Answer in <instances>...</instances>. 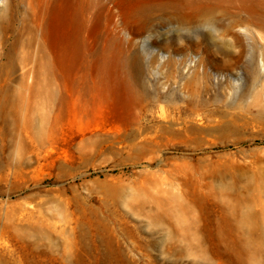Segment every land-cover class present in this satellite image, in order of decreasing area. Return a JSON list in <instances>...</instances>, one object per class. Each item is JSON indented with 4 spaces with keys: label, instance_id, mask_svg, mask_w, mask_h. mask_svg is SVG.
Masks as SVG:
<instances>
[{
    "label": "rangeland",
    "instance_id": "obj_1",
    "mask_svg": "<svg viewBox=\"0 0 264 264\" xmlns=\"http://www.w3.org/2000/svg\"><path fill=\"white\" fill-rule=\"evenodd\" d=\"M43 2L0 0V264H264V0H58L46 47Z\"/></svg>",
    "mask_w": 264,
    "mask_h": 264
},
{
    "label": "bare ground",
    "instance_id": "obj_2",
    "mask_svg": "<svg viewBox=\"0 0 264 264\" xmlns=\"http://www.w3.org/2000/svg\"><path fill=\"white\" fill-rule=\"evenodd\" d=\"M58 0H44L43 5H41V8L39 10V26L42 28V45L44 47L47 46V42H48V38L47 36H49V31H50V23L52 22L53 16L56 13L55 12V3ZM61 14L59 13V16ZM245 25L246 27H251L252 25V20L251 19H247L245 21ZM118 63L117 58H115L114 55H112V53L108 54L105 58V70L107 72L110 71L111 66L113 67L115 64ZM118 66L120 65V63L117 64ZM262 68L264 69V63L261 64ZM112 69V68H111ZM129 83L127 81L124 80H120L117 83V90H119V92L121 93L122 97H127L130 94V87H129Z\"/></svg>",
    "mask_w": 264,
    "mask_h": 264
}]
</instances>
